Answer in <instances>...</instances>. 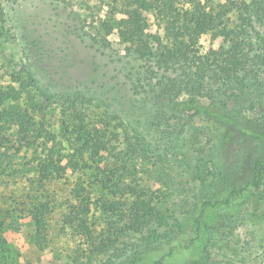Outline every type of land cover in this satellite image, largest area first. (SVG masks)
Segmentation results:
<instances>
[{
	"label": "rangeland",
	"instance_id": "1",
	"mask_svg": "<svg viewBox=\"0 0 264 264\" xmlns=\"http://www.w3.org/2000/svg\"><path fill=\"white\" fill-rule=\"evenodd\" d=\"M209 1L229 29L253 3ZM119 8L113 0H0V85L19 90L21 110L53 138L11 130L2 144L13 170L0 166V264H120L187 232L197 201L227 179L251 180L258 140L161 106L153 60L126 54L115 33L101 40V23L121 18ZM262 22L256 17V33ZM218 43L200 40L203 52ZM257 74L249 85L255 78L264 87V69ZM259 99L250 89L215 107L251 130L264 123ZM49 150L73 167L61 179L37 172ZM260 175L245 205L210 230L202 264H264Z\"/></svg>",
	"mask_w": 264,
	"mask_h": 264
},
{
	"label": "trees",
	"instance_id": "2",
	"mask_svg": "<svg viewBox=\"0 0 264 264\" xmlns=\"http://www.w3.org/2000/svg\"><path fill=\"white\" fill-rule=\"evenodd\" d=\"M113 1L120 6L117 14L121 18L101 23V40L107 43L108 36L115 33L126 54L153 60L157 70L151 73L156 76L153 90L157 103L171 111L213 118L227 132L241 130L261 144L262 153L254 161L251 180L227 179L212 199L203 197L197 201L187 232H178L167 242L134 253L120 263L202 264L207 257L210 230L222 220L233 217L245 205L264 169V123L247 130L238 120L215 107V104L224 106L231 97L246 98L250 89L257 90L260 95L253 103L260 105L264 101L263 84L254 78V88L248 82L252 74L258 77L257 73L264 69V33L254 31L256 17L264 25V0H253L235 29L226 26L225 13L214 11L209 0ZM147 15L152 17L158 35L148 30ZM205 35L210 36L211 42L219 43L203 52L200 40ZM152 41L156 42V48ZM159 69L165 71L167 77H161ZM230 88L236 93H231ZM20 95L12 86L0 85V166L3 169L7 164V169L13 170L8 148L2 146L3 142L10 143L8 131L14 130L13 135L30 134V139H53L43 126L21 110L17 103ZM183 96L185 100L181 99ZM201 99L210 100V104H201ZM243 109V106L239 108L238 114ZM56 156L49 150L39 163L37 172L41 179H61L72 167L69 161L63 164V158ZM143 210L145 214L150 212L147 206Z\"/></svg>",
	"mask_w": 264,
	"mask_h": 264
}]
</instances>
